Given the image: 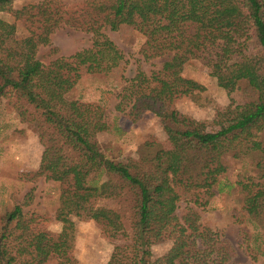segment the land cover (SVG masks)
I'll use <instances>...</instances> for the list:
<instances>
[{
  "label": "trees",
  "instance_id": "16d2710c",
  "mask_svg": "<svg viewBox=\"0 0 264 264\" xmlns=\"http://www.w3.org/2000/svg\"><path fill=\"white\" fill-rule=\"evenodd\" d=\"M14 1L0 0V12ZM90 14L91 46L47 64L37 49L48 42V31L18 37L15 24L0 18V96L12 89L49 128L48 135L39 134L43 151L34 175L60 184L56 216L62 222L56 236L35 232L21 205H13L1 217L0 264H47L53 256L54 264H71L66 255L74 239L71 216L108 228L114 247L106 264H225L232 249L200 227L198 212L191 207L178 219L175 210L179 200L199 205L196 193L203 191L208 200L214 190L229 187L220 176L226 170L223 156L230 154L245 166L232 184L242 209L264 231V0H105ZM122 24L144 37L146 59L167 55L159 69L129 79L115 105L120 112L128 108L133 120L154 113L172 144L163 150L144 143L139 165L106 156L94 140L105 123L89 122L84 105L66 98L82 75L109 72L123 61L100 31ZM190 59L199 60L228 91L242 85L257 89L258 100L248 108L214 104L211 122L172 108L176 94L206 89L182 76ZM124 192L133 199L129 227L114 206ZM168 225L177 228V237L153 259L150 246Z\"/></svg>",
  "mask_w": 264,
  "mask_h": 264
},
{
  "label": "rangeland",
  "instance_id": "374dc122",
  "mask_svg": "<svg viewBox=\"0 0 264 264\" xmlns=\"http://www.w3.org/2000/svg\"><path fill=\"white\" fill-rule=\"evenodd\" d=\"M104 1L15 0L0 12V18L15 24L18 37L32 31L37 34L48 31V42L39 44L37 49V57L47 64L91 46L92 32L86 29V23L91 19L92 7ZM100 31L120 49L123 61L109 72L82 75L66 98L84 105L85 118L89 122L105 123L106 129L97 132L94 140L106 156L139 165L144 143L157 144L163 150L171 149L172 144L154 113L146 111L133 120L128 115V108L120 112L115 105L129 79L139 71L150 74L159 69L167 55L146 59L141 51L144 37L131 26L122 24L117 30L103 26ZM181 74L203 84L206 89L193 96L178 93L171 106L197 121L211 122L215 116L214 104L248 108L258 100L259 92L251 86L242 85L232 91L218 86L215 77L210 76L197 59L188 60ZM42 131L47 134L49 128L40 112L12 89H5L0 96V222L6 210L20 204L31 230L56 236L62 230V222L56 216L60 184L43 175H34L43 151L39 136ZM223 162L226 170L220 180L229 187L221 192L214 190L208 200L203 191L196 193L202 202L199 205L179 200L175 215L180 219L187 209H195L200 227L222 239L228 250L232 249L225 264H264V231L248 220L232 186L236 174L245 166L230 154L223 156ZM132 205L129 192H124L114 205L121 211L128 227L133 220ZM71 220L74 239L66 252L71 264H106L114 247L108 228L87 216H71ZM177 234V228L168 225L150 246L152 258L168 251ZM57 260L58 256H53L47 264Z\"/></svg>",
  "mask_w": 264,
  "mask_h": 264
}]
</instances>
